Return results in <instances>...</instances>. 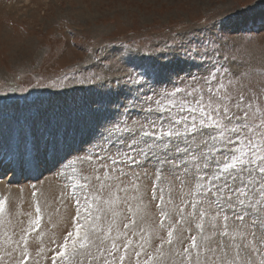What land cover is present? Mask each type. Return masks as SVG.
I'll return each mask as SVG.
<instances>
[{
	"label": "rangeland",
	"instance_id": "1",
	"mask_svg": "<svg viewBox=\"0 0 264 264\" xmlns=\"http://www.w3.org/2000/svg\"><path fill=\"white\" fill-rule=\"evenodd\" d=\"M204 21H208L209 27L214 23L212 33L227 44L220 59L223 55L235 57V62L226 66L237 76L243 74L240 83L264 96V0H0V160L4 163L0 168L3 172L6 170L5 173L0 170V181L12 187L32 184L37 194L38 183L42 182L43 186L48 179L50 183L45 184L55 183L51 189L58 196L53 197L54 202L49 206H38L39 213L36 211L33 218L36 220L39 216V225L20 235L23 239L26 236L23 248L19 249L23 257L19 254L17 263L12 262L19 250L9 256L2 248L0 264H63L61 257L51 261L50 256L61 251L67 233L74 232L76 207L71 196L72 184L94 182L91 166L75 159L79 150L87 148L86 141L92 138L104 110L114 102L123 103L122 97L127 95L125 81L147 64L160 67L162 58L153 50L162 48L166 41L171 43L174 32H190L200 40L205 35L200 31ZM198 64L199 61L184 63L173 53L164 74L184 69L181 78L189 72L205 75L206 66ZM154 87L171 90L172 85L165 82ZM56 127L60 128V150L54 154L51 148L45 151L40 136L46 128ZM65 128L68 129L66 140ZM28 129L35 132L39 150L31 151L30 145L28 164L25 165L26 161L17 164L12 151L16 150L22 130ZM66 155L68 159L59 163V158ZM147 171L149 177L141 176L135 189L128 185L130 203L127 206L105 205L97 213L103 220L100 225L103 233L92 234L88 241L90 247L77 248L76 256L69 257L73 264H96L93 257L100 256L97 249L110 247L112 237H119L118 243H126L123 225L129 220L135 224L128 230L127 239L132 244L127 252L121 244L120 254L125 255L123 264H136L137 259L141 264H180L181 258L176 253L190 241L186 240L183 246L175 243L181 225L176 223L180 217L172 210L177 206L186 207L188 193L194 187L169 183L173 178L167 172L166 179L156 181L151 175L154 170ZM69 175L74 178L69 180ZM154 183L158 185L157 194L164 195L163 203L153 199ZM31 190L25 195L26 198L30 197L29 193L32 195L34 213L38 195L31 194ZM8 194L0 188V201L4 202L0 228L10 222L6 214L15 205L11 190ZM60 194L65 198L59 197ZM47 211L55 213L56 222L52 217H44ZM222 223L218 220V224ZM109 224L113 228L111 233L107 230ZM169 225H172L173 245L167 243ZM14 226L7 233L11 238L18 235L10 234L16 232ZM61 227L64 229L60 230ZM192 228L191 233L184 232L185 237L196 234L194 225ZM212 231L206 217L202 235L208 236L210 245L215 247L213 241L218 236H213ZM1 236L0 241L6 238ZM240 239L236 235V242ZM68 243L71 250V240ZM136 252H141L139 258ZM262 258L264 247H260V253H253L256 264Z\"/></svg>",
	"mask_w": 264,
	"mask_h": 264
},
{
	"label": "snow or ice",
	"instance_id": "2",
	"mask_svg": "<svg viewBox=\"0 0 264 264\" xmlns=\"http://www.w3.org/2000/svg\"><path fill=\"white\" fill-rule=\"evenodd\" d=\"M204 25L200 31L205 35L198 41L190 32H174L171 43L166 41L162 48L153 50L162 58L160 67L147 64L125 81L127 95L122 97L123 103L114 102L104 110L92 138L86 141L87 148L79 150L85 155L78 153L75 159L91 166L94 182L72 184L74 232L67 233L62 250L56 253L63 264H73L69 257L76 256L78 247L84 249L93 233H103V220L97 213L105 205L130 203L128 185L135 189L141 176L149 177L147 169L154 170L151 175L156 181L166 179L167 172L173 178L169 183L194 187L188 193L186 207L172 210L180 217L176 223L181 225L175 243L183 246L190 241L176 253L180 264H256L253 253H260V247H264V96L240 83L243 74L237 76L226 66L234 63L235 57L223 55L220 59L227 44L212 33L216 25L209 27L208 21ZM173 53L184 63L199 61L197 66H206V74L189 72L181 78L184 69H180L165 75ZM165 82L172 85L171 90L154 87ZM59 136V127L46 128L41 133L45 151L51 148L54 154L59 152ZM67 136L65 128V140ZM30 145L31 151L39 150L35 132L22 130L16 142L17 163H23ZM68 155L58 162L63 164ZM75 171L71 169L72 174ZM73 178L68 176L69 180ZM77 188L81 191L77 192ZM158 192L154 183L153 199L163 203L164 195ZM3 210L4 202L0 201V213ZM36 211L39 213L38 206ZM206 217L212 235L218 236L213 241L215 247L208 236L202 235ZM218 220L223 223L218 224ZM39 222L37 216L33 223L38 226ZM134 224L129 220L123 225L126 243L112 237L110 247L97 249L100 256L93 257L96 264H123L121 244L127 252L132 244L127 234ZM184 225L189 227L185 229ZM193 225L196 234L185 237L184 232L191 233ZM107 230L113 231L110 224ZM236 235L241 237L240 242H236ZM167 243L174 244L172 225ZM136 256L139 258L141 252ZM136 264L141 261L137 259ZM259 264H264V258Z\"/></svg>",
	"mask_w": 264,
	"mask_h": 264
},
{
	"label": "bare ground",
	"instance_id": "3",
	"mask_svg": "<svg viewBox=\"0 0 264 264\" xmlns=\"http://www.w3.org/2000/svg\"><path fill=\"white\" fill-rule=\"evenodd\" d=\"M2 145V144H1ZM2 147V146H0ZM12 148V147H11ZM16 148V147H15ZM14 148V149H15ZM10 149V148H9ZM13 152V159L15 160L16 162V150L15 151H12ZM33 156V155H32ZM31 159L30 158V153L28 152V154L25 156L24 158V162L26 161L25 165L28 164L27 160ZM17 163V162H16ZM17 164H20V163H17ZM0 170L3 172L4 169H1ZM53 180V179H52ZM45 182L43 183L44 185L42 186V182L41 183H38V186H39V190H37V194L35 192H33V188H32V184H26V186L23 185V187L21 186H15V187H12L11 185H8L6 183H3L0 181V188L8 194L9 190H11V194L10 196L13 198L14 200V203L15 205L12 206L13 208V211L11 209H9V211H7L8 213L6 215H9L10 217V222L7 224V225H4L3 228L1 226L0 228V235H2L5 239L0 241V249L2 248H5V252L6 253H12L13 251H17L19 249H22L23 248V245H24V242L26 240H24L26 238L23 239L20 235H23V232H27L28 230H30L31 227H33L35 224L33 223L34 218L33 216H35V212H36V209L34 210V213H33V209H32V205H31V201H32V195H30L29 193V196L28 198H26L27 196L25 194H27V192L31 190V194L32 192L35 193L34 195H38V199L36 200V206H40L41 208H44L46 206H49L53 201V197L55 198V196L57 195V192H52V189L51 188H55V183H51L50 185H46L45 183L49 182L50 181L47 179V180H44ZM34 184V183H33ZM60 184V183H59ZM29 185V186H28ZM57 185V184H56ZM28 186V187H27ZM57 189V188H56ZM60 190V189H59ZM58 191V189H57ZM42 193H44V196L42 195ZM55 193V194H54ZM9 195V194H8ZM28 195V194H27ZM42 195V196H41ZM35 197V196H34ZM58 197V196H56ZM61 198H65V196H62V194H60ZM11 198V199H12ZM62 200V199H61ZM42 201V202H41ZM56 201V200H55ZM17 202H20L19 206L16 205ZM13 203V204H14ZM41 203H43V207L41 205ZM17 207V208H16ZM11 210V211H10ZM6 211V210H5ZM43 211V210H42ZM53 212V211H52ZM50 211H47L46 213H44V217L46 218V215L48 216L47 218H51V220L53 222H56L55 219V213L53 212V214H49ZM20 216V217H19ZM54 217V219H53ZM26 218H28V220L26 221ZM44 218V219H45ZM47 220V219H46ZM15 225L14 227L17 228L16 229V232H11L10 234H18L16 235L15 238H11L10 236H8L9 234L8 231L9 229ZM55 226V225H54ZM14 228V229H15ZM22 228V229H20ZM13 229V230H14ZM64 228L61 227L60 230H63ZM12 230V228L10 229V231ZM7 231V232H6ZM44 231V230H43ZM38 232V231H37ZM45 232V231H44ZM43 232V233H44ZM1 236V237H2ZM15 236V235H14ZM42 238V236H40ZM46 238V237H45ZM2 239V238H1ZM38 238L36 237V240ZM49 240V238H47ZM42 240V239H41ZM30 241V240H29ZM35 241V240H34ZM43 241H46L45 240H42ZM36 242V241H35ZM54 242H55V239H54ZM18 243V245L16 244ZM20 243V244H19ZM27 243V242H26ZM57 243V241H56ZM26 245V244H25ZM21 246V247H20ZM16 248V249H15ZM5 253V254H6ZM20 254V256H19ZM5 256V255H4ZM10 256V255H9ZM8 256V257H9ZM17 256L19 257H23V255L21 254L20 250L18 252V254L14 257L16 258L14 261L12 262H16L17 263V259L19 260V258H17ZM13 258V259H14Z\"/></svg>",
	"mask_w": 264,
	"mask_h": 264
}]
</instances>
